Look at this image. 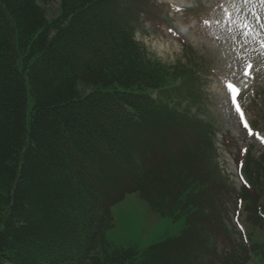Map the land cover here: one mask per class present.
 <instances>
[{
    "label": "trees",
    "instance_id": "16d2710c",
    "mask_svg": "<svg viewBox=\"0 0 264 264\" xmlns=\"http://www.w3.org/2000/svg\"><path fill=\"white\" fill-rule=\"evenodd\" d=\"M42 1L0 0V264H206L198 250L216 240L218 214L205 197L210 181L184 164L150 181L169 200L172 171L178 179L190 216L180 236L143 250L103 241L112 200L102 179L117 164L116 177L127 170L117 191H138L146 168L131 164L140 142L131 140L153 112L174 116L176 68L134 36L141 0H58L51 18ZM246 164L263 184L264 162ZM249 252L264 260V243L225 263Z\"/></svg>",
    "mask_w": 264,
    "mask_h": 264
},
{
    "label": "rangeland",
    "instance_id": "374dc122",
    "mask_svg": "<svg viewBox=\"0 0 264 264\" xmlns=\"http://www.w3.org/2000/svg\"><path fill=\"white\" fill-rule=\"evenodd\" d=\"M140 3L135 6L142 13L135 23V39L162 64L177 71L176 86L170 91L174 99L168 103V108L175 107L171 111L174 116L164 114L165 108L153 112L152 124L148 120L131 140L140 141L135 147L143 152L140 155L135 148L131 164L146 168L140 173L143 180L138 191L126 190L125 194L117 191L124 185L127 172L122 168L124 175L116 177L120 173L117 164L111 166L112 172L115 170V174H110L112 179L108 182L102 179L106 184L102 189L112 200L110 204L115 203L110 207L112 225L107 227L103 241L111 246L134 245L143 250L180 235L188 209L181 210L179 205L187 199L176 185L178 179L173 178L172 171V183L167 188L171 191L169 200L159 198V190L150 181L168 179L170 169L184 164L191 177L210 181L206 199L211 213L218 214L222 223L215 221L217 241L211 238L207 249L198 250L200 259L206 264H227L224 258L232 259L238 248L260 247L264 243V192L256 188H264V182L251 181L247 171L252 168L246 164L248 159L256 158L264 162L261 139L264 138V47L260 43L264 40L261 26L264 4L260 0L249 4L243 0H141ZM42 4L48 18L57 13L58 0H43ZM206 20L210 24L206 25ZM249 62L252 68L246 76L244 69ZM229 81L240 88L237 98L249 127L254 130L252 135L232 105V94L226 87ZM255 131H259L260 138ZM154 141H166L168 151L179 152L161 153L160 144H153ZM239 168L245 169L252 187L241 179ZM177 175L183 176L180 171ZM242 183L250 192L241 191ZM239 192L250 197L245 200L243 210L242 204L237 205L235 193ZM256 201L258 209L260 206L258 213L256 204L255 210L248 207ZM172 210L174 218L166 212ZM251 211H255V216H250ZM244 228L249 244L243 237ZM262 261L259 255L249 252L243 264Z\"/></svg>",
    "mask_w": 264,
    "mask_h": 264
},
{
    "label": "snow or ice",
    "instance_id": "6c2138e0",
    "mask_svg": "<svg viewBox=\"0 0 264 264\" xmlns=\"http://www.w3.org/2000/svg\"><path fill=\"white\" fill-rule=\"evenodd\" d=\"M243 2H244L245 4H249V3L252 2V0H243ZM260 3L264 4V0H260ZM253 15L255 16L256 14L253 13ZM256 18H257L258 20L260 19L259 17H256ZM204 23L207 25V24H210V21H207V20H206V21H204ZM261 26L264 27V24H262ZM244 27H245L246 29L251 30V29L249 28V25H248V24H245ZM169 31H171V29H169ZM260 43H261V47H264V40H261ZM251 68H252V64L249 62V63L246 65L245 69H244V74H245L246 76L250 75L249 69H251ZM226 87H227L228 91L232 94V95H231L232 103H233V105H234V107H235V111L239 114L240 119H241V121L243 122V126H244L246 129H248V134H249V135H252V134H253L252 129L249 127V124H248L247 120H246L245 117H244V112H243V110L241 109L239 103H238L237 100H236V97L240 94V88L237 87L235 84H233L231 81H229V82L227 83ZM256 135H257L258 138H260V137H259V133H256ZM261 139H262V142H264V138H261ZM244 151L246 152L247 150L245 149ZM241 179H242V177H241ZM245 183H246V182H245ZM262 264H264V261H262Z\"/></svg>",
    "mask_w": 264,
    "mask_h": 264
}]
</instances>
